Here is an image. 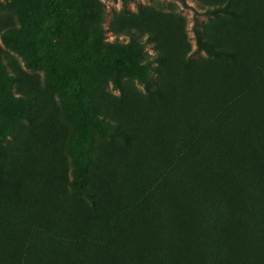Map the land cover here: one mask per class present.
Returning a JSON list of instances; mask_svg holds the SVG:
<instances>
[{"label": "trees", "instance_id": "obj_1", "mask_svg": "<svg viewBox=\"0 0 264 264\" xmlns=\"http://www.w3.org/2000/svg\"><path fill=\"white\" fill-rule=\"evenodd\" d=\"M214 11L237 23L240 39L198 45L242 75L230 74L223 100L187 95V111L94 117L119 151L102 142L78 160L70 127L45 138L33 93L11 94L25 125L0 143V181L11 162L38 164L0 191V264H264V0H221Z\"/></svg>", "mask_w": 264, "mask_h": 264}, {"label": "rangeland", "instance_id": "obj_2", "mask_svg": "<svg viewBox=\"0 0 264 264\" xmlns=\"http://www.w3.org/2000/svg\"><path fill=\"white\" fill-rule=\"evenodd\" d=\"M220 2L0 0V62L8 75L24 74L19 83L12 82L0 65V143L24 130L11 98L18 90L33 93L34 118L45 122V138L59 127L71 128L78 160L102 142H107L105 152L124 148L96 122L104 111L125 108L127 118L171 105L187 111V95L195 101L225 99L227 79L231 73L242 75L241 69L231 72L227 60L209 56L198 45L199 38L226 47L240 39L237 23L214 11ZM134 49L140 57L130 56ZM194 118L190 115L184 132L189 136L196 132ZM37 164L35 157L8 164L0 191H14L13 181L30 176Z\"/></svg>", "mask_w": 264, "mask_h": 264}]
</instances>
